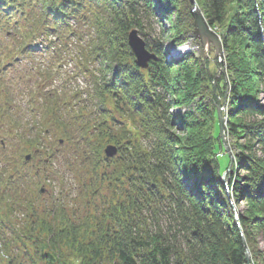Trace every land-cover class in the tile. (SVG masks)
<instances>
[{"label":"trees","instance_id":"16d2710c","mask_svg":"<svg viewBox=\"0 0 264 264\" xmlns=\"http://www.w3.org/2000/svg\"><path fill=\"white\" fill-rule=\"evenodd\" d=\"M198 3L213 29L225 25L228 5L236 7L220 35L231 79L227 130L245 140L236 155L245 173H236L228 188L236 204L246 201L240 223L255 257L253 232H264V0ZM142 13L149 19L175 15L169 30L176 46L193 34L190 0H0L1 77L16 69L39 80L32 90L38 119L27 129L23 120L7 119L8 133L17 130L24 153H33L38 167L23 174L6 167L1 173L0 264H248L215 158L216 100L210 109L202 98L210 94L212 78L192 53L172 59L167 31L158 39L148 33ZM133 29L157 57L147 69L137 65L129 46ZM42 53L47 59L36 63ZM67 55L75 60L73 78H86L85 89L69 87L70 76L65 88H50ZM175 66L179 77L186 72L181 103L201 95L194 110L180 115L170 112L169 95L181 93L179 77L172 76ZM0 86L2 128L15 89L2 79ZM175 126L187 138L170 132ZM50 134L54 140L45 146ZM107 144L118 146L117 156H105ZM2 153L5 162L17 165ZM41 164L44 181L63 187L65 174L72 175L87 211L60 202L74 201L70 193L34 205L42 195L35 192ZM15 204L28 210L21 227Z\"/></svg>","mask_w":264,"mask_h":264},{"label":"rangeland","instance_id":"374dc122","mask_svg":"<svg viewBox=\"0 0 264 264\" xmlns=\"http://www.w3.org/2000/svg\"><path fill=\"white\" fill-rule=\"evenodd\" d=\"M199 11H202L200 8V5L198 3V0H196ZM192 4V3H191ZM235 4L228 5L227 7V15H226V21L225 25L222 27H217V29H214L219 35L221 31H224V29L227 28V25L230 24V19L232 12L235 10ZM193 9V5H192ZM203 13V11H202ZM204 14V13H203ZM141 20L145 26V30L148 33H152L157 39L161 37L162 30L167 31L165 34L164 42H165V48L166 45L174 47V43L172 41V33L169 30L170 27L175 24V15H172V19H168L166 16L161 17L158 16V18H147L144 16V14H141ZM158 19V20H157ZM193 25H194V31L193 34H190V38L188 41L184 44L186 47L187 53H192L194 60L199 61L200 64H202L204 70L208 73V76L212 78L213 84L209 86L208 91L210 94L205 93L202 98H204V102L209 103L210 109L212 108L213 100H216L215 106L217 109V106L220 105L223 107L225 97L227 95L226 99V113H227V121H226V144L228 145L229 151L226 150L225 145L223 144L222 139L220 138V144H218L219 149L218 153L215 156L217 157L218 161L220 162V171H221V178L225 182V186L230 182L231 178L236 175V173L244 174L245 172L242 171L241 167L237 168L236 165V155L241 152V148L239 147V142L244 143V139H235L232 138L228 134V99L230 95L231 90V79H230V72L228 71L227 66V54L224 50L223 46V54L218 55L216 51V47L213 42H210V48H205V43L201 41L199 37L195 35V24H194V18H193ZM138 30V29H137ZM139 33V30H138ZM139 35L143 37L140 33ZM221 36V35H220ZM129 43V42H128ZM130 46V45H129ZM176 46V45H175ZM185 53V54H187ZM184 54V55H185ZM46 54L42 53L41 55L38 54L36 56V59L34 60L36 63L44 62L46 58ZM28 60V59H27ZM21 66L25 65L24 62H21ZM75 68V60L71 58L70 55H67L65 59L63 60V70L60 76L52 80V83L50 85V88L53 86L56 88H65L64 83L67 82L68 76H70V85L71 88H80L85 89L86 87V78L82 75H78L77 78H73L72 72H74ZM179 66L173 67L172 70V76L174 78L179 77ZM224 70V71H223ZM4 77H1L0 79L7 82L10 81V84L15 89L14 95L15 100L12 103V110L9 111L8 117H6V121L4 120L2 122V128H0V154H3L2 152H5L12 160L17 161V165L9 164L4 161V157L0 156V176L3 170L6 167H9L10 173L16 172L19 174H23L30 169H35L38 167L37 163H34L32 161L25 162L20 160L21 152L24 150V143L20 140L19 135L16 133L17 130H14L13 134L8 133L9 128L11 129L9 123L7 122V119L11 117H16L18 119H21L24 121V125H26V129L30 127V124L35 119H38V111L35 109V106H33L34 103H37L35 101L38 100V97H36V94L33 95L32 90H35V88L38 86L37 81L38 77H32L31 75H23L19 72V70H6ZM186 72L180 71V87H181V93L180 94H172L169 95V99L172 101V107L170 108V112L175 115L183 114L185 111L194 110L196 105V102L198 99L201 98V95L197 96L194 101L191 104H182L181 100H183V96L186 94ZM27 84H29L27 86ZM37 89V88H36ZM2 87L0 86V97L1 95ZM260 99L263 101L262 96H260ZM218 117V113H217ZM219 120V119H218ZM219 123V122H218ZM20 129V128H19ZM22 130V128L20 129ZM170 132H172L175 136L179 138H187V132L183 131L180 126H175V128L169 129ZM47 135V134H46ZM220 137V134H219ZM54 138L50 134L48 136H45L44 138V145L48 146L51 144L50 142L53 141ZM3 144H2V143ZM238 144V145H237ZM230 152V153H229ZM27 152H22L23 155H25ZM259 154V152H258ZM46 158V156H43ZM38 160V159H37ZM226 173V174H225ZM9 174V172H8ZM225 174V175H224ZM39 175H41V184L38 187H35L36 193L37 191H40V188L42 186L46 187L48 189L47 193L42 194L41 196L37 197L39 198L37 201H34V205L37 207H43L44 205H48L50 201H53L55 198L57 199L58 195H66L67 193H70L68 197L75 198L74 201L65 199L63 202L65 204V207L67 209L75 208L77 211H87L88 208H86L81 201L82 199L77 196L79 189L76 186V182L71 179V174L68 172L65 174V183L63 187L58 183L57 180H47L44 181V177L42 174V164L41 168L39 169ZM34 178L35 175H34ZM29 185L32 186L30 183ZM34 187V185H33ZM66 193V194H65ZM227 193H228V199L231 203L232 209L234 211L236 223L239 226L241 233L244 235V227H242L240 223V215L245 214L247 210V204L246 201H240L239 204H236L235 198L231 194V190L227 187ZM62 195V196H63ZM64 197V196H63ZM16 210H15V218L18 221L20 227L26 223L27 217L26 212L28 211L25 207L21 208L18 204H15ZM255 236V244H256V252L255 257L252 253L251 247H249L248 242L245 238L247 248L249 250L250 254V263L248 264H263L264 261V232L263 231H255L253 232ZM245 237V236H244ZM253 243V242H252ZM258 258H261L258 260ZM257 259V260H256ZM263 259V261H261ZM24 264H29L27 261L22 260Z\"/></svg>","mask_w":264,"mask_h":264},{"label":"water","instance_id":"95a60500","mask_svg":"<svg viewBox=\"0 0 264 264\" xmlns=\"http://www.w3.org/2000/svg\"><path fill=\"white\" fill-rule=\"evenodd\" d=\"M193 5L192 15L194 18L195 24V35L201 39L204 43V38H207L210 42H213L218 55L223 54V43L221 36L209 25L202 11H199L196 0H190ZM129 45L136 57L137 65L142 69H147L152 60H156L157 57L154 53H151L146 47V41L143 37H141L138 33L137 29H133L128 37ZM224 71V70H223ZM226 99L223 104V107L220 105L217 106V113L219 119V128H220V138L225 145L227 151H229L228 145L226 144L225 136H226V121H227V113H226ZM105 155L107 157H114L118 154V147L115 144H108L104 149ZM230 153V152H229ZM26 160H30L32 158L31 154L26 155ZM226 174V173H225ZM224 174V175H225ZM42 192H45V188L41 189ZM243 245L246 248V259L248 263H250V254L247 248V244L245 241V237L242 234Z\"/></svg>","mask_w":264,"mask_h":264},{"label":"bare ground","instance_id":"6f19581e","mask_svg":"<svg viewBox=\"0 0 264 264\" xmlns=\"http://www.w3.org/2000/svg\"><path fill=\"white\" fill-rule=\"evenodd\" d=\"M205 48H210V41L207 38H204ZM179 52V51H178Z\"/></svg>","mask_w":264,"mask_h":264}]
</instances>
